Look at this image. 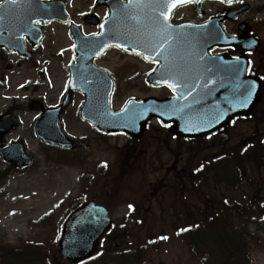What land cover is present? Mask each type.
<instances>
[{"label": "rangeland", "instance_id": "obj_1", "mask_svg": "<svg viewBox=\"0 0 264 264\" xmlns=\"http://www.w3.org/2000/svg\"><path fill=\"white\" fill-rule=\"evenodd\" d=\"M93 2L94 0H69L68 9L74 17H77L88 10ZM93 30L92 26L85 28L86 32ZM258 31L264 38V28L258 26ZM47 32L34 60L17 63L16 58L10 56L8 61L5 59L0 69V77L4 76V83L0 86V113L11 107L13 103L22 108L20 127L5 139L6 141L22 139L27 152L39 159L36 168L27 170L26 174L13 173L6 182L0 183V240L14 245L27 239L44 242L52 239L59 231L55 225L49 224L48 219L51 216L56 219L57 215L63 213L64 207L79 192L86 171L92 169L94 162L105 160L111 166L110 176L113 177V181L106 182L110 184V187L108 186L109 190L105 192H101L102 182L98 181L92 191L95 197L93 200L106 203L110 201V215L113 220H120L127 210L125 203L123 204L124 200L139 201L138 199L147 193H155L154 197L151 196L148 200L144 198L143 206H148L147 210L153 209L156 214L152 216V219L149 217L150 223L141 231V234H136L137 237L133 240L137 243L148 238L147 230L152 236L166 231L169 239L157 252L149 254L144 264H203L201 260L193 259L186 243L173 235L172 227L176 218H171V213L166 208H164V211L166 210L164 214L167 218H163L165 215L160 214L161 206H157L155 197L161 196L162 188L165 187L168 190L169 187L166 185L171 186L172 183L168 178L164 179L165 167L176 164L177 161L176 166L183 169L187 166L191 167L202 157L240 150L243 143L241 137L255 130H258L259 134L264 133V106L260 104L259 114L255 115V118L247 122L239 121L232 130H229L228 136L220 138L219 146L208 145L198 148L181 139L166 136L160 131L150 134V137L140 141L135 157L130 158L131 165H125L129 168L120 177V175H114L116 171L119 172V166L124 159L121 148L125 137L97 140L91 127L78 119L77 110L82 97L75 95V103L65 114L63 129L75 140L84 137L89 139L95 149L94 155L83 167L57 162L60 155L58 153L55 157V152L52 150H49L52 157L47 160L46 155L39 152V143L32 133L34 111H30L28 106L25 107V98L27 96L41 97L40 99L47 104L57 101L66 86V65L72 57L73 47L72 39L65 26L54 24L48 28ZM133 63H136L133 58L121 55L115 49L108 52L102 61V65L107 66L113 76L118 72L126 75V80H118L114 97L116 108L120 107L127 97H141L147 94L141 79L137 82L131 79L129 65ZM4 65H9V68H5ZM151 92L155 95L165 94L161 88H154ZM1 166L3 167L4 164ZM177 171L180 172V170ZM247 171L246 175H249L250 170ZM167 195L165 194L164 197L167 198ZM168 203L170 202L167 201ZM163 205L166 204L163 202ZM261 238L262 245L255 246L251 253V261L254 264H264V234ZM203 260L210 261L207 256ZM50 264L68 263L59 257L54 247L50 253Z\"/></svg>", "mask_w": 264, "mask_h": 264}, {"label": "trees", "instance_id": "obj_2", "mask_svg": "<svg viewBox=\"0 0 264 264\" xmlns=\"http://www.w3.org/2000/svg\"><path fill=\"white\" fill-rule=\"evenodd\" d=\"M261 104L264 106V88ZM213 142L214 139H210L201 145ZM75 161L79 163V160ZM206 162L201 164L199 180L193 167L186 174L185 184L177 183L179 197L170 203L173 211L195 208L193 195L200 183L202 212L197 220L193 214L170 215L176 218L173 222L175 235L186 243L193 258L207 256L210 259L208 264H252L251 251L262 245L261 236L264 234V196L253 198L258 192L264 195V138L240 150L212 156ZM247 170H250L249 175H246ZM242 181L253 192L240 197L238 195L245 191L239 184ZM223 188L227 190L225 194H229L224 201L220 199ZM162 208L166 206L162 205ZM161 214L165 215L163 211ZM163 218L166 219L167 215ZM198 221L200 225H197ZM149 223L147 216H123L114 222L102 239L98 254L80 264H107L114 258L123 264L142 263L150 251H157L166 241L165 231L150 237L147 230L149 237L134 243L136 234L142 233L139 229ZM55 240L56 237L46 242L26 240L18 245L0 241V264H50Z\"/></svg>", "mask_w": 264, "mask_h": 264}, {"label": "water", "instance_id": "obj_3", "mask_svg": "<svg viewBox=\"0 0 264 264\" xmlns=\"http://www.w3.org/2000/svg\"><path fill=\"white\" fill-rule=\"evenodd\" d=\"M9 1H15L10 5L18 9L17 13L22 16L23 8L20 7L19 0ZM2 22L3 20L1 21V24ZM105 23L107 24L105 25L104 30L102 29L101 32L98 35L93 36V38L83 39L81 36L76 38L79 56L84 57L89 48L98 49L101 46V50H103V48L109 45L116 44L125 49H134L136 48L137 43L140 46L142 42L145 44L146 42L155 40V38L150 37L148 34V38L142 37L141 35L135 37L133 33L134 30L130 29L133 27L126 21L123 22V28L118 29L114 16H111ZM16 24L19 25L20 23ZM181 29H183L184 34L182 37L184 42L182 47L193 48L194 50L199 49V51L201 50V53L198 52L192 54L198 58H196L197 60L195 63L197 70L204 69L210 71L213 57L207 53V50L213 46V44H232L237 48L239 47V45L236 44L235 39H226V41H223L220 39V36L217 41H215V39L210 36L201 35L194 43L192 35L194 32L199 33L200 31L192 27H184ZM244 38L245 36H242V38L240 37V40ZM255 44L256 41H253L252 45H244V50H253ZM187 55H189V53H187ZM177 56L186 55L185 53H181ZM233 62V72L236 75H238L240 71L242 73L240 77L238 75L235 76L234 79H240L241 83L244 84L233 86V89L235 90L233 102H230L228 106H226L225 103H221V108H223V110L221 111L222 117L219 118L212 116L211 112L208 114H202L196 110L194 111L189 107L190 104L188 101L184 100V97L182 100L176 101L181 106V109L178 112V117H167V100H154L151 103V106L147 108V105L151 100L146 99L143 102H140L142 111L138 110L139 106L136 103H129L121 112L113 113L109 108L108 100L111 81L105 73H102L103 78H100L98 85V81L96 80L88 81V79L85 78L87 68L84 66L81 67V73L79 75H77V72L79 71L78 65L75 66V71L73 70V76L71 78L70 89L77 88L87 95L89 93L93 94L95 98L92 102L93 107L89 109L88 104H85L82 108L81 114L83 118L91 121L97 128L103 131H125L130 136L139 137L149 118L152 115H157L165 122H173L170 130L177 135L197 137L215 131L236 115H249L259 101L260 81L252 75L244 76V63L240 64L238 60H234ZM185 65L193 66L194 62L186 58V60L181 63V66ZM159 68L157 73H160ZM230 70H232V68H230ZM200 88H203V86H200ZM95 89L96 92L93 91ZM242 89L243 96L240 97L236 92ZM197 92V100L199 102L201 100L203 103L209 102L215 104L213 100L207 96H202L201 98L203 92L200 93V90ZM68 102L69 100L66 98L62 106L66 105ZM60 108L62 107L44 111L45 115L43 116V119L48 121L49 125L47 126V130H39L38 136L51 143L70 146L71 142L69 139L64 137L57 128V112ZM182 113L183 115H181ZM0 155L4 159L18 166L28 164L30 161L29 158L23 154L20 143L0 149ZM110 225L111 220L106 209L102 206L94 205L93 202L84 203L71 212L64 221L61 237L57 244L58 252L72 263L79 262L91 256L98 240Z\"/></svg>", "mask_w": 264, "mask_h": 264}, {"label": "flooded vegetation", "instance_id": "obj_4", "mask_svg": "<svg viewBox=\"0 0 264 264\" xmlns=\"http://www.w3.org/2000/svg\"><path fill=\"white\" fill-rule=\"evenodd\" d=\"M245 7V8H243ZM236 16H233V12L236 9H241ZM88 12L95 13L99 18H103L108 14V8L106 6H92L89 8ZM230 14L232 16H230ZM209 19H213V24L215 30L217 26L227 35H241L245 32H253L259 38V46L254 52H245L241 53L234 49L232 46L228 47H219L213 46L210 49V54L225 55L226 60L228 58L247 56L249 60V65L247 68L248 73L257 75L259 78H264V38L259 34L258 26L264 28V0H202L198 3V6L194 2H187L185 4L176 6L170 14V22L173 24L181 23L184 21H192L196 23H203ZM53 23V22H51ZM50 25L47 24L46 26ZM45 35V32H44ZM28 48L30 46L28 45ZM30 59L26 60L24 57H21L22 60L31 61L33 60L38 50L31 49ZM259 52V53H258ZM132 58L136 63L130 64V75L131 79L137 82L138 79L142 80V83L147 89L148 96L153 95L151 89L154 87L151 83L150 76L153 73L154 67L157 64L154 60H148L143 58L140 55L132 54ZM8 54L0 51V69L4 63L5 57ZM7 68V65H4ZM217 67V63H216ZM1 73V71H0ZM261 74L260 76L258 74ZM228 73L218 72L217 68L213 72V83L214 84H223L230 81ZM2 78H0L1 80ZM126 80V75H121L118 72L116 80ZM233 82V81H232ZM162 87L167 88V93L162 94V96H173L172 90L167 85H162ZM30 100L25 101V106L29 104ZM59 104L60 101L55 102ZM21 107L16 106L14 103L11 107L6 108L2 113L10 112L17 118V126L20 124V111ZM67 112V109L63 110L61 116H64ZM14 129V128H13ZM13 129H10L6 134H4L0 141V146L9 143L11 141H6V136L10 135L13 132ZM89 142V140H87ZM176 163H178L176 161ZM168 167V166H166ZM10 167L6 165V169ZM16 169V168H12ZM176 171V165L171 166V170H167V174H172Z\"/></svg>", "mask_w": 264, "mask_h": 264}, {"label": "snow or ice", "instance_id": "obj_5", "mask_svg": "<svg viewBox=\"0 0 264 264\" xmlns=\"http://www.w3.org/2000/svg\"><path fill=\"white\" fill-rule=\"evenodd\" d=\"M176 2H184V3H187L188 0H176ZM171 6L174 7L175 6V3H173ZM161 15H165V13H161ZM105 164H106V162H105ZM129 207H132V206L130 205Z\"/></svg>", "mask_w": 264, "mask_h": 264}]
</instances>
